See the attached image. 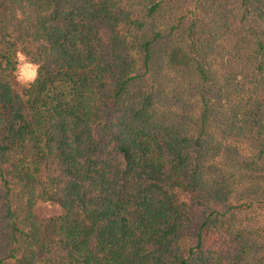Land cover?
Wrapping results in <instances>:
<instances>
[{"label":"trees","instance_id":"1","mask_svg":"<svg viewBox=\"0 0 264 264\" xmlns=\"http://www.w3.org/2000/svg\"><path fill=\"white\" fill-rule=\"evenodd\" d=\"M0 264H264V0H0Z\"/></svg>","mask_w":264,"mask_h":264},{"label":"clouds","instance_id":"2","mask_svg":"<svg viewBox=\"0 0 264 264\" xmlns=\"http://www.w3.org/2000/svg\"><path fill=\"white\" fill-rule=\"evenodd\" d=\"M17 57L19 61L27 60V57L22 52H18ZM37 76H38V66L27 64L25 66V71L23 75L19 77V81L25 87H28V86H31V84L35 83Z\"/></svg>","mask_w":264,"mask_h":264},{"label":"rangeland","instance_id":"3","mask_svg":"<svg viewBox=\"0 0 264 264\" xmlns=\"http://www.w3.org/2000/svg\"><path fill=\"white\" fill-rule=\"evenodd\" d=\"M27 64H32V63H30L28 61H20L19 62L18 68H17L18 78L23 75V73L25 71V66ZM35 211L39 216H42V215H46V214H50L52 212H55L56 209L52 205H49V204H40L36 207Z\"/></svg>","mask_w":264,"mask_h":264}]
</instances>
